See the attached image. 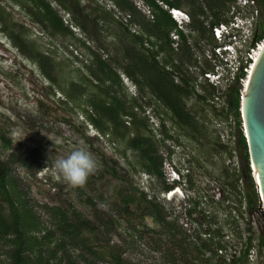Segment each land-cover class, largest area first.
Here are the masks:
<instances>
[{
    "label": "trees",
    "instance_id": "1",
    "mask_svg": "<svg viewBox=\"0 0 264 264\" xmlns=\"http://www.w3.org/2000/svg\"><path fill=\"white\" fill-rule=\"evenodd\" d=\"M21 6L25 14L42 31L64 37H75V32L69 23L55 9L49 0H9ZM61 10L67 12L71 22L92 42L99 41L92 31L93 24L98 28L106 18V10L100 6L92 8L83 7L80 0H54ZM151 11L148 18L141 9L131 0H113L114 6L121 15L128 18L127 23L118 20V26L123 31V36L118 38L123 59L126 64L118 61L106 60L99 53L102 48L92 49L85 41L82 46L89 52L91 64L85 66L89 73L84 76L86 86L71 84L72 91L77 95L72 96L67 90L72 101L85 99L80 104L87 120L99 132L112 140L124 142L128 149L134 153L136 163L141 170L163 184L165 192L175 189V184H168L164 172V157L160 151L162 141L155 139L150 128L149 120L141 117L137 110L143 112V106L137 101L128 107L121 94L123 78L131 80L143 93L142 97H150L160 104L171 115V120L182 129H190L187 134L194 140L197 133L198 121L194 113L188 108L191 99L216 107L211 104L219 95L225 94L230 107V113L236 128V146L229 150L228 146L220 145V150L228 153L229 159L238 157V169L231 172L229 166L222 169L221 177L225 178L219 184V194L223 201L228 202L231 208L229 215L239 224L237 234L242 243L232 245L223 234L224 227L208 228L203 236L190 245L184 240L185 246L178 242L180 254L164 247V241L159 234L177 228L173 221H169L165 207L156 199L149 198L148 194L131 187L120 188L118 193L105 195L100 192L95 196H82L85 206L92 207V212L79 210L73 202L67 207L39 205L28 200V192L21 187L19 179L15 177L14 165L25 164L22 156H11L3 159L0 153V261L4 264H139L132 255H126L127 247L133 242H128L118 232L121 220L128 221V226L134 227L133 220L140 219V224L149 217L161 224L162 229L155 231L145 226L144 231L136 229L140 236L137 240H145V236L156 250L162 252L164 260L159 264L168 262L176 264L177 257L184 258L188 247L193 246L196 258H201L203 264H249L253 250L261 256L264 254V223L259 227L258 237L254 228L245 215L252 216L260 213L259 197L252 177L250 153L248 142L244 133L242 118V97L244 85L241 80L246 78L243 71L238 74L235 81L225 90L198 82V77L206 71H211L212 65L200 59L203 52V41L213 45L212 29L222 21H226L229 5L233 0H141ZM162 2L169 8H188L190 23L187 31L178 28L169 10L160 4ZM261 10L257 24V39H264V0H256ZM106 15V16H105ZM3 21V18H0ZM138 27L133 32L130 27ZM6 33L7 29L1 28ZM179 35L175 47L171 34ZM8 33V32H7ZM14 46L20 52L39 66L43 76L56 84L53 69L49 67V57L33 50H29L25 42L15 34H8ZM201 61L204 65L201 67ZM199 73L197 74V72ZM122 71V73L120 72ZM197 71V72H196ZM93 91H90L88 87ZM201 86V91L198 90ZM150 105V102L148 103ZM129 125H135L140 132L132 136ZM143 129L144 133L141 132ZM1 132V131H0ZM192 133V134H191ZM0 142L6 149L11 147V142L0 133ZM162 142V143H161ZM123 155L127 158V154ZM115 163H117L115 161ZM237 167V166H236ZM135 168V166H134ZM113 176H117L112 169ZM88 183V182H87ZM192 203V200H189ZM98 204L110 206L109 210L98 207ZM136 208L137 210L135 211ZM139 212V213H138ZM186 212L192 214L191 208L186 207ZM262 215V214H261ZM246 222L247 238L244 241L242 223ZM153 232L159 238L151 237ZM169 233V232H168ZM173 234V233H169ZM175 236V235H174ZM120 238V243L114 238ZM258 240V244L255 241ZM186 247V248H185ZM230 258L227 257L231 249Z\"/></svg>",
    "mask_w": 264,
    "mask_h": 264
},
{
    "label": "rangeland",
    "instance_id": "2",
    "mask_svg": "<svg viewBox=\"0 0 264 264\" xmlns=\"http://www.w3.org/2000/svg\"><path fill=\"white\" fill-rule=\"evenodd\" d=\"M49 1L55 9L61 11L65 23H69L76 38L42 31L25 14L21 6L9 0H0V18H3V21H0V133L5 134L11 142L8 149L0 142V153L3 159L22 156L25 160V164L16 163L14 170L21 187L29 193L28 200L41 206L47 204L60 207H67L68 203L73 202L79 210L88 213L92 212V207L81 203L82 199L85 200L82 196L92 197L103 191L105 195L116 194L118 189L131 187L132 183L131 191L134 192L136 189L147 193L149 198L156 197L168 214L173 213L169 214L167 219L173 221L177 228H170L168 231L173 234L168 232L159 234L164 241V247L180 254L178 242L182 241L181 244L185 246L186 240L192 245L208 228L221 226L224 227L225 238L232 245L239 244L240 250L242 243L236 233L239 224L229 215L231 208L219 194V184L225 179L221 177L222 169L229 166L233 172L234 168L238 169L239 164L237 155L236 158L229 159L230 155L220 150V145L228 146L229 150L235 149L236 146V128L227 96L221 94L219 99L215 98L211 103L216 107V111L212 106L196 101V98L189 101L188 108L198 121L197 133L193 134L197 140H194L187 135L192 132L190 129H182L175 125L167 110L154 99L143 98L139 87L122 75L124 83L121 94L127 106L131 107L133 101L137 100L143 106V112L135 110L141 113V117L148 118L155 139L162 141L168 137L165 143L161 142L163 145L160 148L165 160L166 182L171 185L177 183L175 186L179 187V192L169 196L168 200L161 182L141 170L136 171L139 165L136 163L134 153L124 142L104 136L91 125L79 107L85 99L74 102L63 91L70 90L71 95L76 96L77 92L72 91L71 84L86 86L83 78L89 73L85 66L90 65L92 59L82 46L83 41L92 49L102 48L99 53L104 59L111 58L113 61L126 64L118 41L124 33L117 22L122 20L127 23L128 18L124 16L123 19L124 14L121 15L113 0H80L83 7L91 10L100 6L108 12L98 28L93 24L92 31L99 41L92 42L72 24L70 16L61 10L58 3L54 0ZM131 1L151 18V11L143 1ZM181 10L188 13L186 7ZM1 28L7 29L8 33H3ZM130 28L133 32L139 30L135 26ZM8 34H15L25 42L29 50L38 51L50 58L49 67L53 69L56 84L45 78L37 63L14 46ZM203 65L204 61H201V67ZM199 71H196L197 74ZM88 88L93 91L90 86ZM197 88L201 91V86ZM129 128L132 130V136L140 132L135 125H129ZM141 132L144 133L143 129ZM81 147L94 155L98 161V171L89 177L85 187L72 189L54 174L50 159L57 156L66 157L73 149ZM124 152L127 158L123 155ZM112 169L117 176H113ZM188 198L192 200L191 205ZM186 204L190 205L192 214L184 212ZM103 208L109 210L110 206L106 205ZM261 214L245 215L254 228L256 238L258 228L264 223L263 210ZM127 222L122 219L121 226L118 227V232L123 238L134 243V247L125 244L126 255H132L139 264L162 262L164 260L162 252L154 248L147 236L145 240H137L140 234L136 230L144 231L146 225L152 230L160 231L161 224L149 217L144 220L143 225L140 224V219L133 220L136 228L128 226ZM241 225L245 241L246 222ZM150 234L158 240L156 234L153 232ZM114 240L120 243L119 237ZM255 243L258 244V240ZM188 248L189 254L184 258L177 257L176 264H203L201 258L195 257L196 252L191 249L193 246ZM233 251L232 248L227 257H230ZM251 263L264 264V254L258 258L254 255ZM0 264L4 262L0 261Z\"/></svg>",
    "mask_w": 264,
    "mask_h": 264
},
{
    "label": "built area",
    "instance_id": "3",
    "mask_svg": "<svg viewBox=\"0 0 264 264\" xmlns=\"http://www.w3.org/2000/svg\"><path fill=\"white\" fill-rule=\"evenodd\" d=\"M160 4L164 6L165 9L169 10L178 28L187 31V26L190 23L189 14L181 9L169 8L162 2H160ZM260 16L261 10L256 0H233L231 2L225 16L226 21L220 22L212 29L214 44L210 45L207 41H203L201 44L203 52L200 54V59L208 61L213 69L200 74L198 78L200 83L205 82L216 87L218 90H225L235 81L238 74H240L243 69L246 73V78L241 80V82L245 87L252 66L264 49V39L259 42L255 41L257 24ZM171 37L176 47L179 41V35L173 32ZM217 99H219V97ZM250 162L252 177L259 197V207L264 211L262 196L257 185L254 165L251 159ZM178 192V186L175 187L174 190L166 192L168 200H170L169 196H173V193L176 194ZM189 200L190 198H188V201ZM189 204L191 205L190 201ZM189 204H186L184 207L185 213L186 207L190 208ZM254 255L257 258L260 256L257 250H253L249 258V264H252L251 262Z\"/></svg>",
    "mask_w": 264,
    "mask_h": 264
},
{
    "label": "water",
    "instance_id": "4",
    "mask_svg": "<svg viewBox=\"0 0 264 264\" xmlns=\"http://www.w3.org/2000/svg\"><path fill=\"white\" fill-rule=\"evenodd\" d=\"M256 39L257 35L255 41ZM245 93L246 98L244 99ZM242 118L250 159L254 165L255 177L264 207V51L254 68L248 91L244 88Z\"/></svg>",
    "mask_w": 264,
    "mask_h": 264
},
{
    "label": "clouds",
    "instance_id": "5",
    "mask_svg": "<svg viewBox=\"0 0 264 264\" xmlns=\"http://www.w3.org/2000/svg\"><path fill=\"white\" fill-rule=\"evenodd\" d=\"M50 160L54 174L72 189L85 187L89 177L98 171V161L82 147L73 149L66 157L57 156ZM98 207L103 208L104 205L98 204Z\"/></svg>",
    "mask_w": 264,
    "mask_h": 264
},
{
    "label": "bare ground",
    "instance_id": "6",
    "mask_svg": "<svg viewBox=\"0 0 264 264\" xmlns=\"http://www.w3.org/2000/svg\"><path fill=\"white\" fill-rule=\"evenodd\" d=\"M263 51H264V49H263ZM263 51L261 52L260 56L256 59L254 65L252 66L250 76H249V78H247V80H246V84H245V87H244V88H247V91H248V88H249V84H250V81H251V78H252V74H253L254 68H255V66H256V64H257V62H258V60H259V58L261 57ZM245 90H246V89H245ZM245 98H246V93H245L244 99H245ZM255 178H256V177H255ZM174 194H175V193H173V195H174Z\"/></svg>",
    "mask_w": 264,
    "mask_h": 264
}]
</instances>
